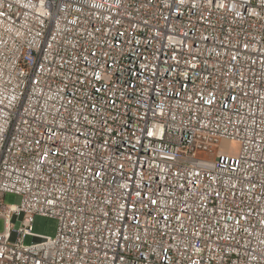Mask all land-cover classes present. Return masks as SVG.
Masks as SVG:
<instances>
[{
	"label": "built area",
	"instance_id": "obj_1",
	"mask_svg": "<svg viewBox=\"0 0 264 264\" xmlns=\"http://www.w3.org/2000/svg\"><path fill=\"white\" fill-rule=\"evenodd\" d=\"M0 219V264H264V0H0Z\"/></svg>",
	"mask_w": 264,
	"mask_h": 264
},
{
	"label": "rangeland",
	"instance_id": "obj_2",
	"mask_svg": "<svg viewBox=\"0 0 264 264\" xmlns=\"http://www.w3.org/2000/svg\"><path fill=\"white\" fill-rule=\"evenodd\" d=\"M220 150L224 152H229L231 154H236L240 150V146L238 143H228L221 142L219 145ZM17 196L15 194H7L4 198V203L6 205H14L17 203ZM58 222L55 219L36 216L34 219V223L32 226V232L37 235H45L49 237H54L57 232ZM5 229V221L4 219H0V231H4ZM26 245H31L33 242V237L28 236L25 239Z\"/></svg>",
	"mask_w": 264,
	"mask_h": 264
},
{
	"label": "bare ground",
	"instance_id": "obj_3",
	"mask_svg": "<svg viewBox=\"0 0 264 264\" xmlns=\"http://www.w3.org/2000/svg\"><path fill=\"white\" fill-rule=\"evenodd\" d=\"M175 84H182V77H175ZM87 100L92 104H99L100 102H102V91H97V88L88 89Z\"/></svg>",
	"mask_w": 264,
	"mask_h": 264
}]
</instances>
